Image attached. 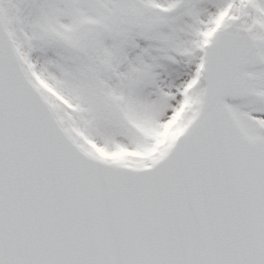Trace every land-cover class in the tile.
Returning a JSON list of instances; mask_svg holds the SVG:
<instances>
[{"label":"snow or ice","instance_id":"obj_1","mask_svg":"<svg viewBox=\"0 0 264 264\" xmlns=\"http://www.w3.org/2000/svg\"><path fill=\"white\" fill-rule=\"evenodd\" d=\"M0 264H264V0H0Z\"/></svg>","mask_w":264,"mask_h":264}]
</instances>
